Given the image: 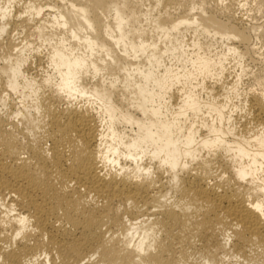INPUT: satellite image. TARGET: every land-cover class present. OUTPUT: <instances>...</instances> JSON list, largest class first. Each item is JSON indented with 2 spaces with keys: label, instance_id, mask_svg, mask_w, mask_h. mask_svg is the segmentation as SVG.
Masks as SVG:
<instances>
[{
  "label": "bare ground",
  "instance_id": "obj_1",
  "mask_svg": "<svg viewBox=\"0 0 264 264\" xmlns=\"http://www.w3.org/2000/svg\"><path fill=\"white\" fill-rule=\"evenodd\" d=\"M165 1L0 0V264H264V24Z\"/></svg>",
  "mask_w": 264,
  "mask_h": 264
},
{
  "label": "rangeland",
  "instance_id": "obj_2",
  "mask_svg": "<svg viewBox=\"0 0 264 264\" xmlns=\"http://www.w3.org/2000/svg\"><path fill=\"white\" fill-rule=\"evenodd\" d=\"M38 2H40V4L42 6L44 5H49L50 3H60L59 0H37ZM132 3L140 1L141 0H131ZM155 0H142L143 4H148V3H153ZM181 0H167L163 3V5H161V7H158L157 10H162L163 8L167 9L169 13L175 14V13H179V12H183L186 7L185 6H179L178 4L180 3ZM186 3L188 2H193L195 6H204L205 9H207V11L211 12L214 16H216L219 19H222L223 21H225L226 18H228V13L227 12H231L229 13V15H232L230 18V22L231 24L239 27L240 25H247V24H251V25H258L261 26L262 24H264V11L261 12H257L255 7H252L254 4L253 0H225L224 3L221 5L222 7H225L224 11H222L221 9H218L220 6H217V9L215 8H211L212 7V2L213 0H184ZM246 3V4H245ZM222 11V12H221ZM50 10L49 9H44V13H49ZM189 37L186 36V38ZM262 41V45L264 46V34L262 35L261 38ZM234 62V61H233ZM233 62H231V64H229V60L225 62V73L223 75V78H221V80L219 81L218 79L215 80H211L209 84L211 85H216V90L219 92H221L220 90V86L225 82H232L234 80V77H232V75L234 74L236 68H234V64ZM249 65V67L251 68V70L256 71V68L258 69L259 67V63L258 62H250L246 61ZM236 67V66H235ZM234 68V70H233ZM213 82V83H212ZM218 87V88H217ZM244 90H248V89H252L255 90V92L257 91H262L264 90V77L260 79L259 84L255 81H253L252 79H250V81L246 78H244V86H243ZM233 102H235L236 105H238L239 107L242 106L241 102L234 99L232 100ZM235 120L234 122L236 123V126L243 128V129H250L252 130L253 128H255L256 130H259L261 128V126L259 125V122H263L264 120H257V118H253L252 115H249L246 111L240 112V110H237L235 112V116H234ZM257 126H259V128H257ZM212 159V158H211ZM218 159V158H217ZM213 160V159H212ZM216 160H213L210 163V170L209 173H212V175H216L218 171H216L214 173V171L216 170L217 167V163H215ZM125 164H129V162L127 160L124 161ZM107 166H110L109 164L106 163V168H108ZM111 167V166H110ZM208 172V170H207ZM165 177H163V183L165 187L169 186V176L163 175ZM169 197V196H167ZM3 216V214H1V217ZM225 227H222V230H224ZM211 256V253L208 255ZM218 256H220V254H218ZM261 263V261L259 262Z\"/></svg>",
  "mask_w": 264,
  "mask_h": 264
}]
</instances>
